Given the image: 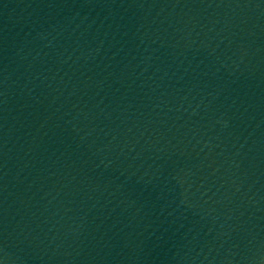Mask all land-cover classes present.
<instances>
[{
  "label": "water",
  "instance_id": "obj_1",
  "mask_svg": "<svg viewBox=\"0 0 264 264\" xmlns=\"http://www.w3.org/2000/svg\"><path fill=\"white\" fill-rule=\"evenodd\" d=\"M0 264H264V0H0Z\"/></svg>",
  "mask_w": 264,
  "mask_h": 264
}]
</instances>
